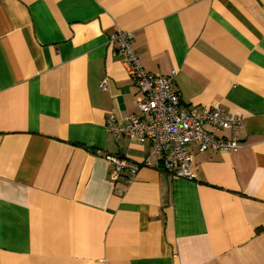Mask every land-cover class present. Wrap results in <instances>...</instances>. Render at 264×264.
<instances>
[{
  "label": "crops",
  "instance_id": "crops-1",
  "mask_svg": "<svg viewBox=\"0 0 264 264\" xmlns=\"http://www.w3.org/2000/svg\"><path fill=\"white\" fill-rule=\"evenodd\" d=\"M118 30L182 106L242 116L241 147L114 181L106 155L151 149L106 126L142 96ZM0 264H264V0H0Z\"/></svg>",
  "mask_w": 264,
  "mask_h": 264
},
{
  "label": "built area",
  "instance_id": "built-area-1",
  "mask_svg": "<svg viewBox=\"0 0 264 264\" xmlns=\"http://www.w3.org/2000/svg\"><path fill=\"white\" fill-rule=\"evenodd\" d=\"M134 37L132 31L118 30L111 41L119 44L117 50L142 94L137 101L139 112L122 116L112 110L106 117V126L116 139L122 135L133 136L139 142H150L151 149L141 161L106 155L114 164L111 177L114 181L125 177L132 183L141 168L152 166V158L158 157L162 168L172 176L194 179L193 147L197 146L201 152L238 150L244 118L230 113L220 104L182 106L175 87L177 70L158 75L146 71L133 47ZM226 130L232 132L230 138L219 135Z\"/></svg>",
  "mask_w": 264,
  "mask_h": 264
},
{
  "label": "rangeland",
  "instance_id": "rangeland-1",
  "mask_svg": "<svg viewBox=\"0 0 264 264\" xmlns=\"http://www.w3.org/2000/svg\"><path fill=\"white\" fill-rule=\"evenodd\" d=\"M114 33H115V32H114ZM114 33H113V34H114ZM113 34H111V36H112ZM111 36H110V40H111ZM110 42H112V41H110ZM112 43H115V42H112Z\"/></svg>",
  "mask_w": 264,
  "mask_h": 264
}]
</instances>
